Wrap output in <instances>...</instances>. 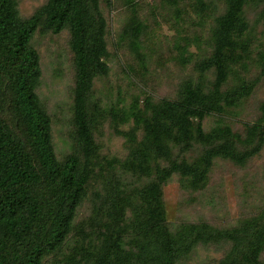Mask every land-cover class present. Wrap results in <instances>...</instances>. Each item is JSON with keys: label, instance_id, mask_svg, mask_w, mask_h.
<instances>
[{"label": "rangeland", "instance_id": "1", "mask_svg": "<svg viewBox=\"0 0 264 264\" xmlns=\"http://www.w3.org/2000/svg\"><path fill=\"white\" fill-rule=\"evenodd\" d=\"M16 1L20 17L28 19L48 0ZM99 5L106 22L108 71L94 79L87 101L97 146L93 175L65 244L47 256L43 264H67L81 247L93 258L74 256L80 264H93L103 246L102 233L117 222L113 206L120 210L119 224L126 230L125 251H138L142 237L135 232V225L142 216V189L156 177H143L125 169L144 139L142 122L131 112L150 118L147 100L153 106L165 100L177 101L188 82L201 84L207 92L215 77L214 71L201 75L197 66L214 51L213 34L227 9L226 0H205V9L197 0H181L175 5L169 0H100ZM263 13L264 0L247 2L243 18L249 29L241 38L235 35L246 47L237 50L229 63L223 87L224 92L243 85L252 87L251 95L203 120L206 133L229 128L233 135L228 142L237 153L258 147L261 150L244 165L216 159L199 188H193L189 179L178 174L162 187L166 226L173 236L188 224H206L214 231L237 234L240 243L237 248L228 239L200 243L176 264H240L257 230L264 227V144L259 139V125L264 126ZM135 18L141 28L137 40L130 33ZM70 41L68 28L58 35L38 31L32 40L42 67L36 92L51 118L53 145L60 161L72 154L81 156L74 124L76 69ZM0 96L4 97L0 118L12 130L21 128L19 115L10 108L12 104L6 96ZM170 146L173 160L184 159L190 164H198L207 150L198 142L186 152L173 143ZM154 163V167L161 168L169 165L162 158ZM36 191L39 196L48 194L44 185ZM260 260L264 264V251Z\"/></svg>", "mask_w": 264, "mask_h": 264}, {"label": "trees", "instance_id": "2", "mask_svg": "<svg viewBox=\"0 0 264 264\" xmlns=\"http://www.w3.org/2000/svg\"><path fill=\"white\" fill-rule=\"evenodd\" d=\"M99 1L48 0L30 18L22 19L16 0H0V94L6 96L12 104L11 110L17 112L21 120V128L12 130L0 118V264H43L47 256L55 254L65 244L86 196L93 175L92 161L97 153L87 101L94 79L108 71L106 22L100 13ZM169 1L175 5L181 0ZM226 1L227 9L213 34L214 51L197 66L201 75L214 71L211 89L206 92L201 84L188 82L177 101L165 100L160 106H153L147 100V110L152 113L150 118L131 112L142 122L144 139L133 153L134 160L125 164V169L143 177H156L142 189V216L135 225L142 245L135 254L125 251L126 230L119 224L122 221L120 210L113 206L117 222L101 232L103 246L93 264H176L200 243L228 239L235 242V248L239 245L237 234L214 231L206 224H188L173 236L166 226L162 191L164 183L175 174L189 179L193 188H199L216 159L244 165L261 150L258 147L237 153L228 142L233 135L229 128L206 133L203 127L208 115L222 113L253 91L252 87L243 85L224 92L223 87L228 79L229 63L237 50L246 47L235 37H243L249 29L243 10L247 2L259 0ZM197 2L205 9V0ZM67 28L71 33L70 47L76 69L74 124L82 157L72 154L60 161L53 145L51 118L36 92L42 67L32 40L38 31L58 35ZM140 29L135 18L131 32L128 31L137 40ZM262 62L264 65V54ZM3 99L0 96V108ZM262 119L264 121V107ZM259 127V139L264 144V126ZM194 142L207 147L198 164L172 159L170 143L186 152L192 149ZM157 158L168 161L169 165L154 167ZM40 185L46 187L47 195L39 196L36 189ZM256 234L245 252V261L240 264H262L264 227ZM74 255L93 258L84 247ZM74 255L68 258L67 264H80Z\"/></svg>", "mask_w": 264, "mask_h": 264}]
</instances>
